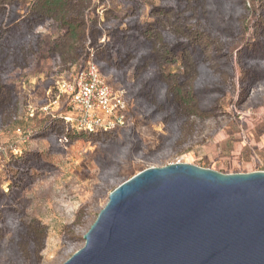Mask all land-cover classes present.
<instances>
[{
    "label": "rangeland",
    "instance_id": "1",
    "mask_svg": "<svg viewBox=\"0 0 264 264\" xmlns=\"http://www.w3.org/2000/svg\"><path fill=\"white\" fill-rule=\"evenodd\" d=\"M161 1L91 0L87 20L110 21V42L117 48L112 57L118 62V57L128 49L135 53L142 51L139 27L153 21L150 8ZM245 3L250 11L247 29L230 48L233 58L234 49L253 38L251 23L257 0H246ZM4 4L6 6H0L3 9L0 18L5 14H27L31 0H7ZM131 15V18L127 17ZM134 28L131 35L124 32ZM89 30L93 29L90 27ZM33 33L38 35L36 50L26 58L24 68L13 70L6 80L14 87L12 97L19 114L17 123L0 133V222L3 224L0 227V264H63L83 247V236L106 205L110 192L145 168L181 162L223 174L264 170V53L253 61L233 60L234 74L226 77L227 91L220 98L221 107L210 116H190L180 123L184 109L175 108L173 103L165 105L160 100L149 118L144 119L129 98L134 105L135 127L128 132V137L120 136L123 133L120 132V137L99 141L80 139L61 151L41 135L48 126V119L44 117L58 116L65 108L57 111V107L52 106L47 115L37 111L46 103V88L53 86L60 77L66 78L71 70L84 63L86 57L79 59L62 76L57 68L54 69L50 50L62 33L52 21L7 34L4 38L9 40L5 46L14 49L13 55L17 54V49L24 52L28 48L30 52L32 44L27 41L22 44L20 40L23 35ZM59 51L65 57L74 54L64 44ZM247 62L256 76L243 80L241 72ZM160 70L165 75L181 73L180 54L173 63L165 64ZM150 71L156 85L153 91L156 97L158 70L150 68ZM128 75L133 77V72L129 71ZM106 77L112 87L122 88L111 76ZM207 99L203 95L196 97L202 106ZM27 106L34 111V116L29 115ZM155 112L167 115L160 119ZM11 113L10 105L2 108L0 114L4 123L9 122ZM189 139L190 144L182 148ZM10 144L19 150L13 155L15 157L30 152L48 162L44 165L31 161L28 168L42 167L43 171L35 173L34 180H26L20 189L11 192L8 191L10 171L6 166ZM7 193L8 197L3 198ZM7 203L8 207H5ZM33 241L38 242L36 250L32 248Z\"/></svg>",
    "mask_w": 264,
    "mask_h": 264
},
{
    "label": "trees",
    "instance_id": "2",
    "mask_svg": "<svg viewBox=\"0 0 264 264\" xmlns=\"http://www.w3.org/2000/svg\"><path fill=\"white\" fill-rule=\"evenodd\" d=\"M6 1L0 0V6H6L4 4ZM245 1L162 0L159 5L150 8L153 21L139 27L142 45L140 42L139 44L142 51L135 53L128 49L118 57V62L112 57L117 48L110 42V21L101 23L87 20L91 0H31L27 14L3 15L0 18V45L4 44L0 47V112L4 106L10 105L13 113L9 117V122L5 123L0 114V133L17 123L19 114L15 98L12 97L14 87L6 83L8 75L15 69L24 68L26 58L36 50L35 39L38 38L34 33L23 35L20 43L30 42L32 50L29 52L28 48H25L22 52L17 49V54L13 55L14 49L5 46L9 39L4 36L22 27L32 29L46 21L55 23L58 31L62 33L50 50L54 69L57 68L58 73L68 72L67 70L72 69L79 59L86 57L78 68L83 67L88 61L95 63L104 76H111L112 81L125 90L127 97L135 102L138 112L144 119L149 118L152 109L155 110L156 103L160 100L165 105L173 103L175 108L184 109L180 123L186 122L190 116H210L215 109L221 107L220 98L227 91L226 77L234 74L233 60L253 61L264 53V0H257V8L251 23L253 38L235 48L233 58L230 48L247 29L245 25L250 11ZM2 10L0 7V12ZM127 17L131 18L132 15ZM128 18L125 21L128 22ZM90 27L93 30L90 31ZM134 30L135 28L124 32L131 35ZM62 44L74 53L73 56L65 57L63 53L61 54L59 47ZM1 49L5 53H2ZM178 54L181 57L182 72L163 74L160 68L173 63ZM247 63L241 72L243 80L256 76L249 68L250 63ZM150 68L158 70L155 75L158 91L156 97L153 95L156 85L151 80ZM129 71L133 72L131 78L128 75ZM198 95L208 97L204 106L196 100ZM169 99H172V102ZM154 115L162 119L167 114L155 112ZM44 119H48V126L44 128V134L41 136L47 137L50 144L61 151H65L80 139L99 141L115 136H129L128 132H123L120 136L113 132L94 134L76 132L58 116L48 115ZM189 144L190 139L181 146L183 148ZM13 155L15 154L10 153L6 162L10 171L9 192L20 189L26 180H34L35 173L43 171L42 167L28 168L31 161L48 164L38 154L28 152L20 157ZM8 195L9 193L4 194L3 198ZM5 207H8V203ZM2 226L0 222V227ZM37 243L36 241L32 243L35 250Z\"/></svg>",
    "mask_w": 264,
    "mask_h": 264
},
{
    "label": "water",
    "instance_id": "3",
    "mask_svg": "<svg viewBox=\"0 0 264 264\" xmlns=\"http://www.w3.org/2000/svg\"><path fill=\"white\" fill-rule=\"evenodd\" d=\"M63 264H264V170L145 168L114 188Z\"/></svg>",
    "mask_w": 264,
    "mask_h": 264
},
{
    "label": "built area",
    "instance_id": "4",
    "mask_svg": "<svg viewBox=\"0 0 264 264\" xmlns=\"http://www.w3.org/2000/svg\"><path fill=\"white\" fill-rule=\"evenodd\" d=\"M52 106L57 107V111L65 108L58 117L76 132L119 134L135 127L134 105L125 90L112 87L92 61L71 70L66 78L55 80L53 86L46 89V103L37 113L47 115ZM26 109L31 117L35 115L29 106ZM8 150L15 155L19 152L14 144H10Z\"/></svg>",
    "mask_w": 264,
    "mask_h": 264
}]
</instances>
